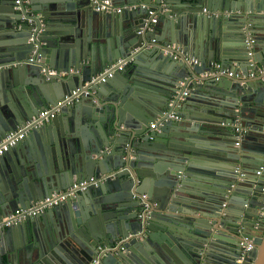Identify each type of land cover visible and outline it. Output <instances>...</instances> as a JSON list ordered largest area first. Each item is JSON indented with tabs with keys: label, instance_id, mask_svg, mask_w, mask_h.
<instances>
[{
	"label": "water",
	"instance_id": "1",
	"mask_svg": "<svg viewBox=\"0 0 264 264\" xmlns=\"http://www.w3.org/2000/svg\"><path fill=\"white\" fill-rule=\"evenodd\" d=\"M111 2L121 10L98 11L92 0H0V140L57 107L15 144L36 135L42 159L18 158L14 146L0 155V219L75 179L111 174L1 230L0 264H47L49 252L65 264H264V0ZM219 11L229 23L203 55L186 16L204 23ZM173 45L200 62L174 56ZM119 59L124 68L103 81ZM217 62L240 77L212 74ZM238 135L248 155L229 149ZM195 154L226 163L204 169ZM44 223L54 248L40 235Z\"/></svg>",
	"mask_w": 264,
	"mask_h": 264
},
{
	"label": "built area",
	"instance_id": "2",
	"mask_svg": "<svg viewBox=\"0 0 264 264\" xmlns=\"http://www.w3.org/2000/svg\"><path fill=\"white\" fill-rule=\"evenodd\" d=\"M20 0H16V3L18 4ZM92 4L94 8L98 11H120V7H113V3L111 0H92ZM206 11V8H204ZM153 21H156L154 19ZM155 41V39H153ZM172 49H169L171 51H177V54H174V56L178 57L179 55H182V58H184L187 61H192L194 63H199L200 60L199 58L195 56H191V54L184 50L180 46L173 45L171 46ZM35 60V57L33 55L30 56L29 61L33 62ZM125 61L124 59H119L117 62L111 64L104 72L102 77V80L105 81L108 77H111L113 75V72L116 69H123L125 66ZM261 71H264V66L261 68ZM212 74L220 77V76H228V77H240L238 73L235 72L234 69H231L229 67L223 66L220 62H217L214 64V71ZM251 76H254L253 73H251ZM188 91L185 92L187 94ZM69 99V98H68ZM70 102L74 101L68 100ZM57 110V107L55 106H50L49 108H45L40 111L38 117H35L32 119L31 122H29L27 125L20 127L16 131H12L9 133L5 138L0 140V155L4 154L5 152L9 151L10 148L15 145L18 141L24 139L29 131L30 127L33 125H38L40 124L39 121L47 116H51L54 111ZM155 123H152V127H155ZM234 127L236 128L237 131L240 130V124L239 123H234ZM240 142H237L239 144ZM111 177V174H105L104 176L101 177H92L90 179H83V180H75L69 188L54 192L50 196L45 197L42 200H39L30 206L23 207V208H17L15 211L11 212L9 215L5 216L4 218L0 219V231L6 229L7 227L13 226L15 224H18L25 220L27 217H32L39 215L41 213H44L47 209L52 208L64 201H66L69 198H74L77 195H79L81 192H84L91 187H97L101 182H104L105 179ZM142 197L144 199L147 198L146 194H143ZM157 205L156 203H154ZM146 208H149V204H146ZM264 209V208H263ZM264 213V210L262 211V214ZM119 244L116 245H101L99 246V249L101 251H110V250H116L118 248ZM95 264H99V259L94 260Z\"/></svg>",
	"mask_w": 264,
	"mask_h": 264
},
{
	"label": "crops",
	"instance_id": "3",
	"mask_svg": "<svg viewBox=\"0 0 264 264\" xmlns=\"http://www.w3.org/2000/svg\"><path fill=\"white\" fill-rule=\"evenodd\" d=\"M92 6H93V4H92ZM203 13H206V11L203 10L201 12V14H203ZM224 13H225L224 11H219L218 13L217 12H213V13L208 12L207 17H209L210 19L213 18V20H210V21L207 20L204 23H200V21H198V20H196V21L193 20V17L190 15V13H189V15L186 16V17L189 16V21H190V25H191L189 27L190 32H191L190 33L191 39H192L193 43L195 42V44H199L202 47L203 55H207V53H208V51H206V50L208 49V39L211 37V35L215 34V32L217 34H219L224 28H226L227 23H229V22L225 21L224 19L223 20L221 19L220 15L224 14ZM226 15H227V13H226ZM192 32H193V36H192ZM9 39H10L9 35H8V37L4 36L2 38V40L5 42H8ZM98 54H100V53H98ZM258 55L259 56H257V58L260 59L261 56L259 53H258ZM254 56H255V53H254ZM232 69H234V68H232ZM249 76H251V73L249 74ZM243 78H245V76H243ZM187 91H189V90L187 89ZM196 95L198 98H205L207 96L206 92H204L203 90H200V92L196 93ZM223 97L224 98H221V96H216V95L211 97V95H210L207 100H211V101L216 100L218 102H221V104H227V103L229 104L230 100L227 99L228 96H223ZM157 122H158V120H155L152 123L157 124ZM215 125L219 126V128L225 129L226 127H224V126H226L227 124L224 125L221 122H217V123H215ZM231 125L234 126V124H231ZM235 130H236V128H235ZM26 137L24 139L20 140V143L22 142V144H23V141L25 139H27ZM211 140L213 141V139H207L205 137H202V140L200 139V141L202 143L211 142ZM179 141L183 142L184 140L180 139ZM237 142H240V143L237 144ZM244 144H243V141L241 139V136L238 135V136H236V140L230 144L229 149H232L235 151L238 150L239 154H242V155L243 154L248 155L249 153H251V151H249L244 146ZM13 146L17 147L16 152H17L18 158H23L26 155L27 156L30 155V157L42 156V152H43L42 149L43 148L41 147V145H39L38 137H36V135H34L32 142L30 141V143L27 145H23L21 147L18 145H13ZM10 150H11V148H10ZM9 151H7V152H9ZM193 157L195 158L196 165L201 167V168H204V169H214L216 167H221V165H225V163H226L223 158H220V157L217 158L215 156L213 157L212 155H209V154H195V155H193ZM40 159H42V158L40 157ZM75 180H77V179H75ZM6 182H8V181H6ZM195 183L201 189L202 188L203 189H210L211 188V185L207 181H205L201 178L196 179ZM40 235L43 238V241L46 244L50 245V248H52V247L54 248L56 246L55 237H54V229L52 228V226L50 224L44 223V224L40 225ZM13 236H14L15 240L20 239L15 234L12 235V237ZM105 245H108V244H105ZM174 247H178V246L175 245ZM178 249H179V247H178ZM53 253L49 252L48 254H46V256H44L43 260L45 259V257H47V259L45 261V262L48 261L47 264H65L63 262L64 260H61L58 256H54L55 253L54 254Z\"/></svg>",
	"mask_w": 264,
	"mask_h": 264
}]
</instances>
